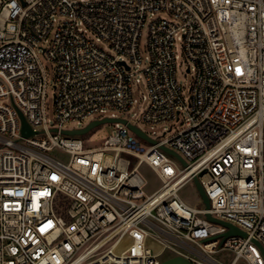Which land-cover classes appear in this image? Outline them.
Returning <instances> with one entry per match:
<instances>
[{
  "label": "built area",
  "instance_id": "obj_1",
  "mask_svg": "<svg viewBox=\"0 0 264 264\" xmlns=\"http://www.w3.org/2000/svg\"><path fill=\"white\" fill-rule=\"evenodd\" d=\"M43 58L55 65L54 121ZM141 83L140 120L169 125L143 131L154 143L114 114ZM108 112L127 123L96 148L63 133ZM142 164L162 182L150 195ZM194 177L209 209L178 195ZM206 214L246 235L223 239ZM223 250L231 264H264V0H0V264H222Z\"/></svg>",
  "mask_w": 264,
  "mask_h": 264
},
{
  "label": "rangeland",
  "instance_id": "obj_2",
  "mask_svg": "<svg viewBox=\"0 0 264 264\" xmlns=\"http://www.w3.org/2000/svg\"><path fill=\"white\" fill-rule=\"evenodd\" d=\"M157 16H160L161 18H167V15L164 13H159ZM92 37V35H90ZM147 29L143 31L142 39H141V55L144 60V64L140 67L142 69L145 66L146 63V45H147ZM176 52L179 56V59L177 61V72H176V78L178 80V83L181 85L184 96L186 98L189 97L191 83H192V75L188 72V65L185 61L182 46L180 42H177L176 44ZM44 65L47 70L48 75V90H47V113L48 118L51 121H54L55 119V108H54V81H55V74H54V63L46 60L43 58ZM145 97V99H144ZM148 91L146 86L141 83L139 86L135 87L134 89V99L135 103L133 107L130 109L129 112L126 113H120V112H114L118 117L123 118H129L132 120L133 123H138V127L148 133L149 135L153 136V134H157L158 136L163 135V133L169 128V125L167 124H160L155 127H151L150 125L146 124L145 122H142L140 120V116L145 112L146 108L148 107ZM112 112H108L104 117H101L99 115L93 116L85 120L82 124L77 123H69L67 127L69 129L74 128H82L88 126L93 121L102 120L106 117H111ZM177 129L179 128V124L176 125ZM176 127L174 128V132L176 131ZM116 128L115 123H104L96 128L92 129L85 135H83L81 138L84 140L85 146L88 148H96L100 146L106 138L114 134V130ZM145 146H150V143H144ZM52 156L57 157L58 159L68 162L69 155L62 152L59 149H55L53 152H51ZM138 172L142 176V178L146 182L145 192L150 195L157 191L161 185L162 182L159 179L158 175L146 164H142L138 167ZM179 197L188 202L190 205L201 208L203 206L202 198L194 184V182H187L178 192ZM214 258L216 261L222 264H231V262L235 258V253L230 250H223L214 255ZM236 264H245L243 260H239Z\"/></svg>",
  "mask_w": 264,
  "mask_h": 264
},
{
  "label": "water",
  "instance_id": "obj_3",
  "mask_svg": "<svg viewBox=\"0 0 264 264\" xmlns=\"http://www.w3.org/2000/svg\"><path fill=\"white\" fill-rule=\"evenodd\" d=\"M119 120L123 123H127L126 120H122V119L105 118L102 120L93 121L83 129L64 130L63 133L65 135L82 136V135H85L86 133H88L89 131H91L92 129L96 128L97 126H99L101 124L113 123V122H116ZM22 122H23L22 134L25 137H29V136L33 135L34 131H32V129L30 128V126L28 125V123L26 122V120L23 117H22ZM129 128L140 138L154 143V141L151 140L150 138H148V136L142 130H140L138 127H136L134 125H129ZM163 150L165 152H167L168 154L176 157L181 162V164L183 166H185V167L188 166L187 162L175 151L168 149L166 147H163ZM194 184H195V186H196V188H197V190H198V192L202 198L203 203L206 206V209H209L210 208L209 198L206 195V193H205L201 183L199 182L198 178H196V177H194ZM206 218L213 223L220 224V225L228 228V231L222 235L223 239H226L227 237L232 236V235H241V236L246 235L243 231H241L240 229H238L234 225H232L226 221H222L220 219L214 218L210 214H206ZM165 264H187V262L181 258H175V259H172L170 261L165 262Z\"/></svg>",
  "mask_w": 264,
  "mask_h": 264
}]
</instances>
